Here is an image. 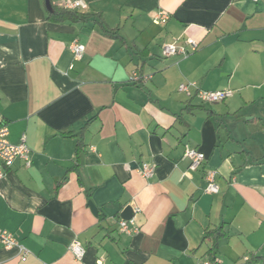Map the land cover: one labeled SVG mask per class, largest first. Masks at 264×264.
Listing matches in <instances>:
<instances>
[{"label": "crops", "instance_id": "obj_1", "mask_svg": "<svg viewBox=\"0 0 264 264\" xmlns=\"http://www.w3.org/2000/svg\"><path fill=\"white\" fill-rule=\"evenodd\" d=\"M84 1L124 41L93 18L50 20L45 0H0V121L31 150L0 179V229L30 255L0 246V264H201L221 227L218 264H264V0ZM188 39L196 52L163 55ZM135 73L152 78L136 86ZM189 82L233 96L203 104L179 90ZM186 147L206 156L196 171ZM126 207L138 233L120 230Z\"/></svg>", "mask_w": 264, "mask_h": 264}, {"label": "built area", "instance_id": "obj_2", "mask_svg": "<svg viewBox=\"0 0 264 264\" xmlns=\"http://www.w3.org/2000/svg\"><path fill=\"white\" fill-rule=\"evenodd\" d=\"M257 1V0H255ZM65 8L69 10H80L83 11L87 8V4L84 0H68L65 4ZM169 16L163 12L159 11L155 15L154 23L157 25L167 23ZM73 57L75 61H79L84 57L85 46L77 39L74 40L70 46ZM198 50V43L193 39H188L186 44L177 45L176 43L164 44L162 46V52L165 57H172L176 55L188 56L190 53L196 52ZM74 68L73 65L70 66V70ZM152 77L148 75H143L135 73L131 78V82L143 84L149 81ZM179 90L189 97L198 98L203 104H215L226 101L233 96L232 90H222V91H207L198 89L195 82H189L181 84ZM9 128L8 126L0 121V179L5 175L6 170L11 168L16 160H22L26 167L31 164V150L27 144V136L23 135L20 142L13 144L9 141ZM184 156L190 160V170H198L206 160L204 153L198 151L197 149L186 147ZM155 166L149 164H143L141 168V174L144 178L150 179L154 176ZM188 175V173H186ZM207 187L206 192L210 194H218L220 192V187L217 183V172L208 171L206 173ZM120 230L125 234H134L139 232V227L136 225L134 219L129 221H120ZM0 246L4 249L16 248L19 252L21 259H25L30 255V251L22 245L10 232L0 229ZM70 251L73 253L74 257L81 261L86 253V249L78 241H74L70 246ZM102 264V262H99ZM201 264H218V262L204 261Z\"/></svg>", "mask_w": 264, "mask_h": 264}, {"label": "trees", "instance_id": "obj_3", "mask_svg": "<svg viewBox=\"0 0 264 264\" xmlns=\"http://www.w3.org/2000/svg\"><path fill=\"white\" fill-rule=\"evenodd\" d=\"M50 11V10H49ZM94 19L95 23L98 24L106 34L109 36L124 41L123 38L119 35V28L117 29H110L104 22L103 17L101 14L97 15H89L80 12V10H69L66 8H59V7H52V10L49 13V19L55 22H71V23H85L89 19ZM140 74V73H139ZM131 82V81H130ZM136 86L143 87L141 84L133 83ZM195 97V96H194ZM228 100V99H227ZM225 102V101H224ZM222 103V102H221ZM217 104V103H215ZM193 106L190 104L185 108V110L192 109ZM226 232L224 228L221 227L217 230H209L206 233V239H212L213 244L210 246L209 252L214 256L210 260L211 262H216V252L218 249L219 241L222 237L226 236Z\"/></svg>", "mask_w": 264, "mask_h": 264}, {"label": "water", "instance_id": "obj_4", "mask_svg": "<svg viewBox=\"0 0 264 264\" xmlns=\"http://www.w3.org/2000/svg\"><path fill=\"white\" fill-rule=\"evenodd\" d=\"M46 1V5H47V8L48 10H52V3H51V0H45ZM89 206L91 207L92 211L95 213V214H98V208L93 204V202H89ZM134 216V212H133V209L132 207H126L124 209V211L122 212L121 214V218L123 220H131Z\"/></svg>", "mask_w": 264, "mask_h": 264}]
</instances>
